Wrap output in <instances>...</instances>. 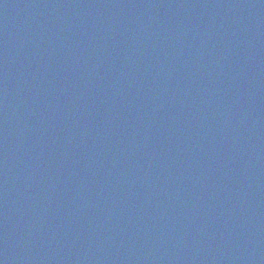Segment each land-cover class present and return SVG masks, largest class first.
I'll list each match as a JSON object with an SVG mask.
<instances>
[{
  "label": "water",
  "instance_id": "95a60500",
  "mask_svg": "<svg viewBox=\"0 0 264 264\" xmlns=\"http://www.w3.org/2000/svg\"><path fill=\"white\" fill-rule=\"evenodd\" d=\"M0 264H264V0H0Z\"/></svg>",
  "mask_w": 264,
  "mask_h": 264
}]
</instances>
